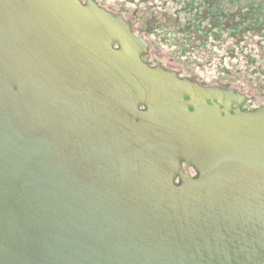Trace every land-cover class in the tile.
Returning <instances> with one entry per match:
<instances>
[{
	"label": "water",
	"instance_id": "water-1",
	"mask_svg": "<svg viewBox=\"0 0 264 264\" xmlns=\"http://www.w3.org/2000/svg\"><path fill=\"white\" fill-rule=\"evenodd\" d=\"M113 25L79 0H0V264H264V112L131 133L126 68L88 66Z\"/></svg>",
	"mask_w": 264,
	"mask_h": 264
},
{
	"label": "flooded vegetation",
	"instance_id": "flooded-vegetation-1",
	"mask_svg": "<svg viewBox=\"0 0 264 264\" xmlns=\"http://www.w3.org/2000/svg\"><path fill=\"white\" fill-rule=\"evenodd\" d=\"M79 1L115 21L104 59L101 40L87 39L88 66L126 68L131 133H176L165 122L183 108L264 112V0ZM181 170L200 177L185 161Z\"/></svg>",
	"mask_w": 264,
	"mask_h": 264
}]
</instances>
